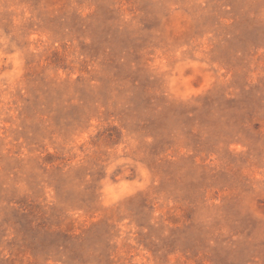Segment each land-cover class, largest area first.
<instances>
[{
    "label": "rangeland",
    "instance_id": "rangeland-1",
    "mask_svg": "<svg viewBox=\"0 0 264 264\" xmlns=\"http://www.w3.org/2000/svg\"><path fill=\"white\" fill-rule=\"evenodd\" d=\"M0 264H264V0H0Z\"/></svg>",
    "mask_w": 264,
    "mask_h": 264
}]
</instances>
